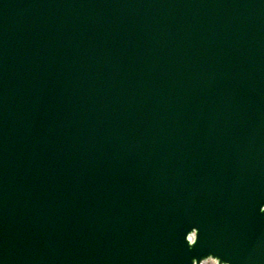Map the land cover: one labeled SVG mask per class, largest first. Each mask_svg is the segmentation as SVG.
I'll return each instance as SVG.
<instances>
[{"label":"water","instance_id":"water-1","mask_svg":"<svg viewBox=\"0 0 264 264\" xmlns=\"http://www.w3.org/2000/svg\"><path fill=\"white\" fill-rule=\"evenodd\" d=\"M261 209L264 0H0V264H264Z\"/></svg>","mask_w":264,"mask_h":264},{"label":"bare ground","instance_id":"bare-ground-1","mask_svg":"<svg viewBox=\"0 0 264 264\" xmlns=\"http://www.w3.org/2000/svg\"><path fill=\"white\" fill-rule=\"evenodd\" d=\"M207 264H215L214 261H209Z\"/></svg>","mask_w":264,"mask_h":264},{"label":"snow or ice","instance_id":"snow-or-ice-1","mask_svg":"<svg viewBox=\"0 0 264 264\" xmlns=\"http://www.w3.org/2000/svg\"><path fill=\"white\" fill-rule=\"evenodd\" d=\"M261 211H264V210L261 209Z\"/></svg>","mask_w":264,"mask_h":264}]
</instances>
